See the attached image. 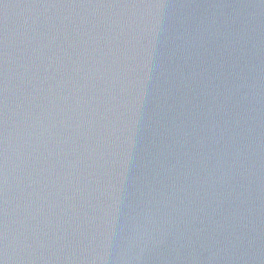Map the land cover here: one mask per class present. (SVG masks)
I'll return each mask as SVG.
<instances>
[{
    "label": "water",
    "instance_id": "obj_1",
    "mask_svg": "<svg viewBox=\"0 0 264 264\" xmlns=\"http://www.w3.org/2000/svg\"><path fill=\"white\" fill-rule=\"evenodd\" d=\"M0 264H264V0H0Z\"/></svg>",
    "mask_w": 264,
    "mask_h": 264
}]
</instances>
